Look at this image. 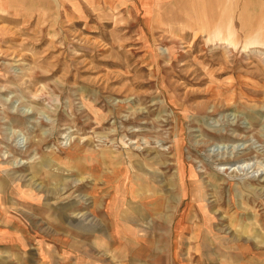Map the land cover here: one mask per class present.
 <instances>
[{"label":"rangeland","instance_id":"1","mask_svg":"<svg viewBox=\"0 0 264 264\" xmlns=\"http://www.w3.org/2000/svg\"><path fill=\"white\" fill-rule=\"evenodd\" d=\"M84 1L0 9V264H264V15Z\"/></svg>","mask_w":264,"mask_h":264},{"label":"crops","instance_id":"2","mask_svg":"<svg viewBox=\"0 0 264 264\" xmlns=\"http://www.w3.org/2000/svg\"><path fill=\"white\" fill-rule=\"evenodd\" d=\"M78 1L79 0H0V9H5L11 6H15L17 9H20V10L28 9V11H33V13H36L38 12V10L39 11L44 10V8L47 10L48 8H51L52 10H56V7L61 6L62 4H63L62 5L63 8L66 9L67 6L72 7L73 5L78 3ZM122 1L123 0H85L84 2H86V5L88 6V8H91V9L95 8V9L104 10L106 8L109 10H115V9L121 8ZM152 1H155V0H152ZM177 1L180 2L181 0H177ZM194 1H197V0H194ZM198 1L200 2L202 0H198ZM207 1H215V0H207ZM228 1H233V0H228ZM237 1L241 3V5H239L240 7L245 6L251 9L256 8L258 9V11H261V13L264 15V0H237ZM2 245L3 244H0V250L3 249ZM6 245H8L7 248L9 249L11 248L10 247L11 244L7 243ZM12 257H14V255Z\"/></svg>","mask_w":264,"mask_h":264},{"label":"bare ground","instance_id":"3","mask_svg":"<svg viewBox=\"0 0 264 264\" xmlns=\"http://www.w3.org/2000/svg\"><path fill=\"white\" fill-rule=\"evenodd\" d=\"M262 7V6H261ZM263 8V7H262ZM260 25V23H259ZM258 27V26H257ZM256 32V31H255ZM215 178V177H214ZM141 188V187H140ZM144 189V188H143ZM142 189V190H143ZM244 204V202H243ZM132 207V206H131ZM248 207V206H247ZM251 207V206H250ZM136 208V207H135ZM138 208V207H137ZM142 208V207H141ZM140 208V209H141ZM134 209V208H133ZM132 209V210H133ZM248 209V208H247ZM254 209V208H253ZM141 213V212H140ZM140 217V216H139ZM196 217V216H195ZM144 220V219H143ZM198 221V220H197ZM235 230V229H234ZM179 233V232H178ZM187 239V238H186ZM211 242V241H210ZM188 244V243H187ZM200 245V239L198 238V240L195 241V243L192 244L191 248H199V247H202V246H199ZM212 247V246H211ZM191 259H194V257L192 255L189 256ZM195 258H198L200 261H205V260H210L212 259V255H202V254H197L195 255ZM189 264V263H188Z\"/></svg>","mask_w":264,"mask_h":264}]
</instances>
